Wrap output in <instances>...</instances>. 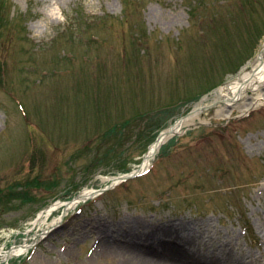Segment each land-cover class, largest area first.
Returning <instances> with one entry per match:
<instances>
[{"label":"rangeland","instance_id":"rangeland-1","mask_svg":"<svg viewBox=\"0 0 264 264\" xmlns=\"http://www.w3.org/2000/svg\"><path fill=\"white\" fill-rule=\"evenodd\" d=\"M263 47L264 0H0V249L42 238L0 264H136L181 218L210 219L228 262L264 264V103L224 118L215 101ZM84 188L107 190L34 223Z\"/></svg>","mask_w":264,"mask_h":264},{"label":"bare ground","instance_id":"bare-ground-1","mask_svg":"<svg viewBox=\"0 0 264 264\" xmlns=\"http://www.w3.org/2000/svg\"><path fill=\"white\" fill-rule=\"evenodd\" d=\"M215 101L218 103L217 113L222 117H230L236 109L241 115H247L252 110L257 109L264 103V47L258 53L255 60L249 65L243 67L242 71L229 79L217 89ZM204 106L197 105L193 111L186 116L178 119L168 129H166L159 140H155L146 152L142 166L137 171L146 169L151 163V159L160 150L171 136L183 132L186 126L196 123L201 118V111ZM116 178L113 184L120 181ZM96 191L92 188H84L76 197L71 200H60L51 205L45 213H41L34 221L35 224L44 223L57 209L63 208L64 215L75 209L81 202L93 197ZM63 216V215H62ZM62 216L53 220L52 227L58 225L62 221ZM210 224V225H209ZM210 219L199 221L196 219L181 218L177 220L162 222L155 227L154 231L145 234V245L155 244L163 247L162 252L153 258H141L136 264H175L187 262V264H233L228 262L232 258L226 257L224 248H214L213 229ZM51 227L48 228V230ZM48 230L44 231L45 234ZM217 230V229H215ZM123 237L130 235L129 233L121 234ZM118 235V236H119ZM139 235V234H138ZM212 242V243H211ZM33 244H19L12 246L9 251L0 249V260L20 255L29 250ZM203 247H206L203 250ZM104 253L107 256H113L115 250L106 244ZM253 256V255H251ZM250 256V257H251ZM190 257H194L196 261L190 262ZM233 257V255H232ZM235 259V257H233ZM237 259V260H236ZM235 260L239 264H255L256 260H250L248 263L242 256ZM176 261V262H175ZM194 262V263H193ZM196 262V263H195ZM134 264V263H131Z\"/></svg>","mask_w":264,"mask_h":264},{"label":"water","instance_id":"water-1","mask_svg":"<svg viewBox=\"0 0 264 264\" xmlns=\"http://www.w3.org/2000/svg\"><path fill=\"white\" fill-rule=\"evenodd\" d=\"M160 137H161V135L158 137V140L160 139ZM130 176H132V175H128L127 177H130Z\"/></svg>","mask_w":264,"mask_h":264}]
</instances>
